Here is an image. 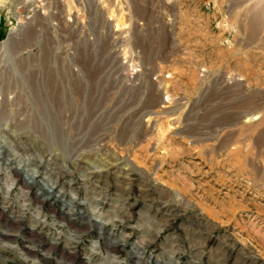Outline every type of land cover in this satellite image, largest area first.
Returning <instances> with one entry per match:
<instances>
[{"label": "rangeland", "instance_id": "obj_1", "mask_svg": "<svg viewBox=\"0 0 264 264\" xmlns=\"http://www.w3.org/2000/svg\"><path fill=\"white\" fill-rule=\"evenodd\" d=\"M0 264H264V0H0Z\"/></svg>", "mask_w": 264, "mask_h": 264}]
</instances>
